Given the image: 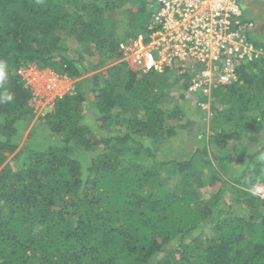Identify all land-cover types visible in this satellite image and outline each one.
Returning a JSON list of instances; mask_svg holds the SVG:
<instances>
[{
  "label": "trees",
  "instance_id": "1",
  "mask_svg": "<svg viewBox=\"0 0 264 264\" xmlns=\"http://www.w3.org/2000/svg\"><path fill=\"white\" fill-rule=\"evenodd\" d=\"M149 8L0 0V93L14 97L0 103V264H264V200L252 192L264 184V59L212 91L207 132L173 151L191 124L173 95L189 74L112 62ZM28 62L78 81L41 117L47 136L32 131L5 163L34 114L16 73ZM194 98L199 113L206 96Z\"/></svg>",
  "mask_w": 264,
  "mask_h": 264
},
{
  "label": "built area",
  "instance_id": "2",
  "mask_svg": "<svg viewBox=\"0 0 264 264\" xmlns=\"http://www.w3.org/2000/svg\"><path fill=\"white\" fill-rule=\"evenodd\" d=\"M155 2L146 33L120 39L115 62L141 73L169 69L189 74L185 95L210 98L215 88L237 81L241 65L264 59V47L253 38L256 23L244 16L239 0ZM17 73L33 90L34 112L52 107L56 97L72 89L70 84L62 86L61 81L68 82L64 75L31 63ZM206 103L197 104L204 108ZM252 192L264 200L263 184H255Z\"/></svg>",
  "mask_w": 264,
  "mask_h": 264
},
{
  "label": "rangeland",
  "instance_id": "3",
  "mask_svg": "<svg viewBox=\"0 0 264 264\" xmlns=\"http://www.w3.org/2000/svg\"><path fill=\"white\" fill-rule=\"evenodd\" d=\"M240 1V0H239ZM247 1H249L250 3H248V6H246ZM262 3H264V0H260ZM155 0H146V4L148 5V7L150 6L151 9H153ZM254 3V5H253ZM240 4L244 7V14L246 16V18H250L248 17L249 15H251L253 13V11L255 10V8L257 7V0H241ZM157 5V4H156ZM149 8V9H150ZM252 19V18H250ZM261 29H264V25H260ZM122 31V30H121ZM130 30H126V32L124 33L126 36H128ZM133 36V35H131ZM253 38L254 41L258 44H264V33L259 34L257 33V29L255 28V32L253 33ZM73 82V80H72ZM62 86H64V84L69 85L67 83H65V81H61ZM65 85V86H66ZM180 90H183L182 88H179V90L174 93V97L176 98L177 102L179 103L181 101L182 98H185V103L184 105H180L182 108L186 109V118L191 121V124L187 127V129L182 130L179 132V134L174 138L176 140L175 144H173L174 148L173 151H187L189 149V144L191 143V141L193 140V137L197 134V132L199 131L198 129H205V131L207 132V127H208V120H209V116H211V111L208 110V108H210L211 105V99L210 98H205L204 101H206L207 103L205 104L204 108H199V113L194 112L193 109L195 107V105L193 104V101L195 100L194 97H190V96H184L180 97ZM92 99V95L89 94V99ZM194 99V100H193ZM210 103V104H209ZM208 107V108H206ZM52 110V107H49V109L47 110H37L38 112H34L33 117L30 121V123L28 124V126L26 127V129L23 131L20 142L18 147L16 148V150L12 153V154H8L6 157V161L5 163L13 160V155L18 151V149H20L23 141L28 137V135H32V131H35L36 133H38L39 135H41L40 137L43 138L45 136H47V132L46 130H43L41 128V122H42V116L46 115L49 111ZM207 110L208 113L204 114ZM206 115V117H205ZM99 126V125H97ZM98 130L94 129L93 132L96 133ZM264 134V132L260 133V135L262 136ZM99 135V134H98ZM97 135V137H98ZM186 135H191V137H186L184 138V136ZM48 138H50V136H48ZM255 142H258L257 139H255ZM102 147V146H100ZM198 185L194 184L192 187H196ZM183 187L184 184H183ZM214 186H208V182H205L204 185L199 186V192L200 195H203L205 197H207L209 195V193L213 190ZM226 196V195H225ZM228 196H226L227 198Z\"/></svg>",
  "mask_w": 264,
  "mask_h": 264
},
{
  "label": "clouds",
  "instance_id": "4",
  "mask_svg": "<svg viewBox=\"0 0 264 264\" xmlns=\"http://www.w3.org/2000/svg\"><path fill=\"white\" fill-rule=\"evenodd\" d=\"M155 7H156V3H154V6H153V9H152V12L154 11V9H155ZM152 12H151V14H152ZM151 14H150V17H149V20H150V18H151ZM149 20L147 21V23H146V26H145V30H144V32L143 33H140V34H145L146 33V27H147V24L149 23ZM138 35V34H137ZM136 35V36H137ZM136 36H131V37H136ZM258 44V43H257ZM116 61V60H115ZM115 61H112V62H115ZM29 64L31 63V64H34V63H32V62H28ZM28 63H22V64H20L17 68H16V73H17V70H18V68L20 67V66H22V65H24V64H28ZM36 67H38L36 64H34ZM107 65H105V67H106ZM126 66V65H125ZM105 67H102V68H100L99 70H103ZM7 68H8V66H7V62L5 61V60H2V59H0V88H3V86H4V84H5V82L8 80V71H7ZM38 68H40V69H42V70H49V71H51V72H53V73H56V74H59V75H64L65 77H67V79H68V82H67V84H70L72 87V89H71V91L69 92V91H67V92H65V93H72V92H74L75 91V82L76 81H78V78H72V77H68L67 75H65V74H60V73H57V72H55V71H53L52 69H50V68H48V67H38ZM129 69V68H128ZM129 70H131V69H129ZM165 70V69H164ZM163 70V71H164ZM98 71V70H97ZM131 71H133V70H131ZM134 72H136V71H134ZM150 72H162V71H150ZM138 73H141V72H138ZM148 73V72H147ZM18 74V73H17ZM90 73H87V74H85L84 76H86V75H89ZM178 75V77H180V78H182L181 77V75H179V74H177ZM21 77V76H20ZM21 79H22V77H21ZM23 80V79H22ZM72 80H73V82H72ZM23 82H24V86H28L29 88H30V97H29V99H28V104H29V106L32 108V111H33V113H34V109H33V107L31 106V99H32V88L29 86V85H27L26 83H25V81L23 80ZM223 86H225V85H223ZM219 87H221V86H219ZM182 89H183V91L181 90V91H179L180 92V94L183 92L184 93V88L185 87H181ZM216 89V88H215ZM64 93V94H65ZM63 94V95H64ZM62 95V96H63ZM61 96V97H62ZM184 96H186L185 95V93H184ZM194 97V96H193ZM57 98H59V97H56L55 98V100H54V103H53V106H52V109L54 108V104H55V101L57 100ZM13 99H14V97H13V95L10 93V92H8V91H3L2 93H0V103H9V102H12L13 101ZM49 109V108H48ZM47 110V109H46ZM50 112V111H49ZM260 159L261 160H264V155H261V157H260ZM256 184H263V183H256ZM264 185V184H263ZM253 194H255V192H253Z\"/></svg>",
  "mask_w": 264,
  "mask_h": 264
},
{
  "label": "crops",
  "instance_id": "5",
  "mask_svg": "<svg viewBox=\"0 0 264 264\" xmlns=\"http://www.w3.org/2000/svg\"><path fill=\"white\" fill-rule=\"evenodd\" d=\"M241 2V0H240ZM248 3H250L249 1H247L246 6H248ZM257 7L255 8V10L253 11V13L251 15H249L248 17L252 18L250 20H253L256 23V29H257V33L262 34L264 33V29L260 28V25H264V3H262L260 0H257ZM241 5V4H240ZM254 5V3H253ZM241 8L243 10L244 13V7L241 5ZM246 14V12H245ZM244 14V16H245ZM246 17V16H245Z\"/></svg>",
  "mask_w": 264,
  "mask_h": 264
}]
</instances>
